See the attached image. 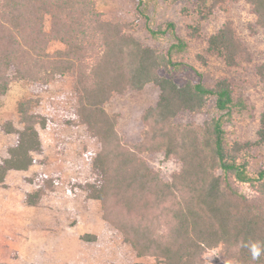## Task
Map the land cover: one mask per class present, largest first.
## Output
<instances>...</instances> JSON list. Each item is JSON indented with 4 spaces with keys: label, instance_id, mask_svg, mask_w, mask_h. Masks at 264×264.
Segmentation results:
<instances>
[{
    "label": "trees",
    "instance_id": "16d2710c",
    "mask_svg": "<svg viewBox=\"0 0 264 264\" xmlns=\"http://www.w3.org/2000/svg\"><path fill=\"white\" fill-rule=\"evenodd\" d=\"M138 1V15L150 22L147 11L159 0ZM180 1L188 3L182 13L197 18L191 27L198 33L203 21L242 0L162 3ZM244 1L264 28V0ZM149 27L155 39L170 34L175 41L167 50L145 44L132 22L100 10L95 0H0V96L18 82L31 91L18 104L22 128L9 123L5 130L17 134V141L0 160V183L12 170L43 163L36 157L44 150L40 128L54 123L83 129L100 148L89 157L91 177L71 180L69 188L100 200L105 220L137 256L154 264H205L206 253L221 248L224 264H264V256L253 261L243 246L264 243V163L257 161L264 148V111L257 138H237L227 126L236 105L233 82L222 77L214 85L202 78L180 83L175 73L188 65L180 58L188 44L176 22ZM207 41L208 52L230 67L249 57L230 21ZM258 74L264 88V64ZM66 77L74 84L70 105L45 108L43 94ZM148 84L160 88L159 99L143 114L141 140L129 142L118 128L120 115L107 106L116 95ZM213 101L216 113L203 123L177 121L184 112L206 113ZM158 152L181 165L170 180L148 163L147 156ZM54 182L32 180L39 190L28 193L27 202L37 206Z\"/></svg>",
    "mask_w": 264,
    "mask_h": 264
},
{
    "label": "rangeland",
    "instance_id": "374dc122",
    "mask_svg": "<svg viewBox=\"0 0 264 264\" xmlns=\"http://www.w3.org/2000/svg\"><path fill=\"white\" fill-rule=\"evenodd\" d=\"M95 1L100 10L119 20L132 22L134 35L145 44L164 50L175 39L170 34L160 40L155 39L149 26L157 28L167 21L176 22L178 34L188 44L180 57L188 65L175 73L176 80L183 83L188 79L196 81L202 78L208 85H214L218 78H229L235 86L236 105L227 126L240 140L257 138L264 111V88L258 74V68L264 64V28L258 24L248 2L242 0L219 10L215 16L203 21L201 31L195 33L191 26L198 22L197 18L182 13V9L188 5L186 1L172 6L164 5L162 0L153 2L147 11L150 22L138 15V0ZM226 21L233 23L250 52L248 59L236 67L228 66L221 58L208 52V37ZM73 95V79L66 77L52 83L50 90L43 94L42 101L45 108L51 106L59 109L68 107ZM159 95L160 88L148 84L141 91L131 90L116 95L109 103L107 109L120 115L118 128L127 141L141 140L145 129L143 114L157 103ZM30 96V87L21 82L14 83L7 95L0 96V160L8 156L9 148L17 141V134L5 130L9 123L22 128L18 104ZM213 106L214 101L206 113L184 112L177 121L203 123L215 115ZM40 132L44 150L36 157L43 163L33 165L27 171L12 170L5 183H0V191L8 192L9 209H32L25 210L29 212L26 217L30 220L25 230L7 224L0 231V259L9 260L12 264H26L23 256L32 257L47 252V264H154L155 260L151 257L137 256L124 241L121 232L105 220L100 200L87 198L86 193L78 188H69L71 180L85 181L91 177L89 157L100 148L99 144L86 137L83 129H71L54 123L51 127L40 128ZM147 160L167 180L181 168L178 160L167 158L162 152L149 154ZM257 161L264 163V148L259 152ZM41 177L53 178L55 182L42 192L39 204L33 206L27 202V194L39 190V185L32 183V180L38 183ZM13 218L8 216V220ZM25 234L27 239L23 240ZM86 234L91 236L82 239ZM29 238L33 239L29 241ZM224 263L221 248L210 250L205 255V264Z\"/></svg>",
    "mask_w": 264,
    "mask_h": 264
},
{
    "label": "crops",
    "instance_id": "0c3cea01",
    "mask_svg": "<svg viewBox=\"0 0 264 264\" xmlns=\"http://www.w3.org/2000/svg\"><path fill=\"white\" fill-rule=\"evenodd\" d=\"M26 211H32L31 208H26ZM24 209H18V210H13V209H9V205H8V192L7 191H0V231L4 230L6 228L7 224H10L11 226H16V228H21L22 231L25 230L29 224H30V220L29 218H27L26 216L29 214V212L26 213ZM11 215L14 218L12 220H8V216ZM15 222V223H12ZM24 233H28V232H24ZM27 234H25L22 238L23 240L26 237ZM33 239V238H29V241ZM21 243H23L21 241ZM29 244V242L27 243ZM43 252V251H41ZM47 252H44V255L39 254L37 256H23L24 262H26V264H47V257L46 256ZM25 254V253H24ZM34 257H37L36 259H34ZM40 258V259H39ZM14 260V259H13ZM0 262H6L8 264H12L9 260L6 259H0Z\"/></svg>",
    "mask_w": 264,
    "mask_h": 264
},
{
    "label": "clouds",
    "instance_id": "9594fccd",
    "mask_svg": "<svg viewBox=\"0 0 264 264\" xmlns=\"http://www.w3.org/2000/svg\"><path fill=\"white\" fill-rule=\"evenodd\" d=\"M244 247H247L253 261H258L261 256H264V243L259 241L249 242Z\"/></svg>",
    "mask_w": 264,
    "mask_h": 264
}]
</instances>
